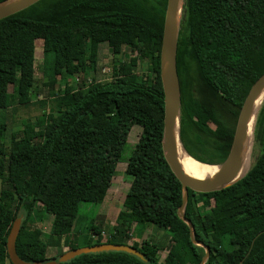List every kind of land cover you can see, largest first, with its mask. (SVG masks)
<instances>
[{
    "label": "trees",
    "instance_id": "1",
    "mask_svg": "<svg viewBox=\"0 0 264 264\" xmlns=\"http://www.w3.org/2000/svg\"><path fill=\"white\" fill-rule=\"evenodd\" d=\"M166 7L167 0H41L0 21V264H12L7 239L20 213L16 250L27 262L114 244L137 249L146 261L101 252L61 264L201 263L205 250L192 242L179 216L182 185L163 152L160 53ZM38 42L45 86L58 91L48 111L24 122L20 135L12 134L7 151L10 87L19 105L32 103ZM103 45L114 58H135L146 74L122 80L133 76L136 65L117 62L111 80L89 81ZM177 67L182 146L196 161L219 165L229 154L246 98L264 75V0H185ZM134 126L143 133L126 165L132 183L124 210L107 231L109 239L93 228L75 242L81 204L104 202ZM253 137L255 161L241 180L217 192L189 190L185 217L195 239L210 249L205 264H264V102ZM37 204L52 217L46 242L30 224ZM140 223L161 227L168 245L131 244L130 232ZM52 247L59 254L50 258ZM162 251L167 256L160 261Z\"/></svg>",
    "mask_w": 264,
    "mask_h": 264
},
{
    "label": "water",
    "instance_id": "2",
    "mask_svg": "<svg viewBox=\"0 0 264 264\" xmlns=\"http://www.w3.org/2000/svg\"><path fill=\"white\" fill-rule=\"evenodd\" d=\"M39 1L41 0H6L0 3V21L31 7ZM184 4L185 0H167L160 53V77L164 92V134L162 144L165 159L173 174L182 185L183 204L179 209V216L190 228L192 242L204 248L205 256L200 264H205L210 256V249L202 242L195 239L194 226L191 221L185 217V206L188 202L189 190L195 193L217 192L232 186L242 179L236 180L241 168L243 143L251 120L253 107L259 94L264 89V75L253 85L241 108L227 158L219 165H211L219 167L217 174L206 181H197L188 176L183 171L177 159V141L175 139L177 134V139L182 145L180 140L181 83L177 67V52ZM21 225L22 218L19 217L14 222L7 239V254L12 264H61L69 262L83 254L101 252H125L146 261L144 255L133 247L102 244L69 250L62 254L57 260L27 262L19 257L16 250V242L21 230Z\"/></svg>",
    "mask_w": 264,
    "mask_h": 264
},
{
    "label": "rangeland",
    "instance_id": "3",
    "mask_svg": "<svg viewBox=\"0 0 264 264\" xmlns=\"http://www.w3.org/2000/svg\"><path fill=\"white\" fill-rule=\"evenodd\" d=\"M36 46H38L36 53V80L32 91V103L28 106L19 105L17 103L16 95L13 93V87H10V106L5 113L7 131L4 142L7 145V151L10 148V139L12 134L18 133L20 135L24 122L34 121L40 115H42L44 111H48L50 102L58 91V88L55 92L48 91L45 86L46 81L43 78L42 72V50L40 42H38ZM130 61L132 64L136 65L135 72L133 73V76L123 77L122 80H133L136 74L145 75L147 71L143 70V68L141 70L140 63H137V60L128 54H126L122 59L114 58L110 48L107 45H103L101 46L99 53L97 70L91 73L89 81L92 79H95L99 82L109 81L112 79L113 66L116 65L118 67L117 62L119 64V62L125 63ZM42 102H46L47 107H43L41 105ZM227 120L231 122L230 115L227 116ZM142 133L143 129L138 126H134L131 129L128 137V143L123 150L121 161L117 165L112 186L109 190L110 192H108L104 202L101 204H81L79 218L77 220L75 229L72 232V235L76 236V241L74 240L75 242H83L84 237L89 234L93 228H98L105 231V233L102 235L103 239H109V234L107 231L117 223L120 211L124 210L123 201L132 183V177L126 173L127 161L132 155L134 146L139 141ZM255 156L256 153L253 145V150L249 158L250 168L255 161ZM21 214L22 213H20V217L23 216ZM51 220L52 217L45 214L41 204H37L30 224L32 227L42 230V240L44 242L48 241V236L50 235ZM130 234L131 244L133 242L141 244L144 240H149L154 243H161L163 245H168L169 243V236L167 235L166 231H164L161 227L151 223L135 224ZM93 237L94 239L97 238L96 235ZM70 239L73 238L70 236ZM58 254V248L52 247L48 249V255L50 258L55 257ZM166 256L167 251H162L157 257L160 261H163Z\"/></svg>",
    "mask_w": 264,
    "mask_h": 264
},
{
    "label": "bare ground",
    "instance_id": "4",
    "mask_svg": "<svg viewBox=\"0 0 264 264\" xmlns=\"http://www.w3.org/2000/svg\"><path fill=\"white\" fill-rule=\"evenodd\" d=\"M263 102H264V89L259 94L255 102V105L253 107L251 120L243 143V156L241 159V168L239 170L236 180L243 178L250 169L249 158L252 153L253 145H254V137H253L254 126H255L257 113L259 112V109L263 104ZM175 137L177 141V159L183 171L188 176H190L191 178L197 181H206L211 179L217 174V172L219 171V167L211 166V165L209 166L207 164L203 165L198 161H195V159L189 157V155H187V153L185 152L183 146L179 143L177 139V134Z\"/></svg>",
    "mask_w": 264,
    "mask_h": 264
},
{
    "label": "crops",
    "instance_id": "5",
    "mask_svg": "<svg viewBox=\"0 0 264 264\" xmlns=\"http://www.w3.org/2000/svg\"><path fill=\"white\" fill-rule=\"evenodd\" d=\"M111 188V187H110ZM110 190V189H109ZM110 192V191H109ZM120 213H121V211H120ZM120 213H119V215H120Z\"/></svg>",
    "mask_w": 264,
    "mask_h": 264
},
{
    "label": "built area",
    "instance_id": "6",
    "mask_svg": "<svg viewBox=\"0 0 264 264\" xmlns=\"http://www.w3.org/2000/svg\"><path fill=\"white\" fill-rule=\"evenodd\" d=\"M106 72V71H105Z\"/></svg>",
    "mask_w": 264,
    "mask_h": 264
}]
</instances>
